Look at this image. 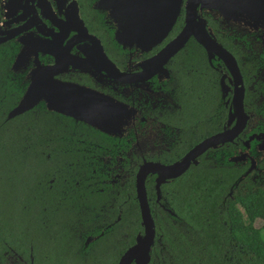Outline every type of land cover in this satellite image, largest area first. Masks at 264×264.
<instances>
[{
	"label": "flooded vegetation",
	"instance_id": "af4514ba",
	"mask_svg": "<svg viewBox=\"0 0 264 264\" xmlns=\"http://www.w3.org/2000/svg\"><path fill=\"white\" fill-rule=\"evenodd\" d=\"M108 1L0 0V123L12 118L7 112L44 66L51 67L38 77L40 83L51 71L49 83L85 87L91 91L88 103L105 97L116 107L106 130L63 103L46 102L45 95L22 112L42 110L50 127L42 135L27 136L32 149L14 152L13 171L30 176L23 193L16 176L11 186L5 185L7 169L0 158V264H117L143 233L135 193L138 167L178 162L218 134L222 139L189 159L179 175L145 174L148 208L152 201L158 218L162 211L178 218L163 202L162 191L180 175L200 169L228 175L229 191L239 187L240 175L264 184V45H259L258 29L251 28L258 21L247 17L240 28H230L200 10L205 28L234 64L189 37L187 51L181 50L185 42L165 62L147 67L143 61L182 27L183 12L181 24L173 28L176 18L166 36L146 50L126 36L118 42ZM75 7L88 34L74 18ZM4 94L16 95L5 111ZM40 141L48 149L34 150ZM20 163L26 167L19 169ZM159 238L154 229L147 262L154 255L159 264Z\"/></svg>",
	"mask_w": 264,
	"mask_h": 264
},
{
	"label": "trees",
	"instance_id": "16d2710c",
	"mask_svg": "<svg viewBox=\"0 0 264 264\" xmlns=\"http://www.w3.org/2000/svg\"><path fill=\"white\" fill-rule=\"evenodd\" d=\"M181 14L182 10L173 28L181 24ZM189 46L187 41L181 50L187 51ZM15 97L4 94L1 108L5 111ZM46 116L42 110L37 114L26 111L0 123V158L7 169L4 183L11 186L16 176L21 193L30 176L22 169L13 171L14 152L32 149L27 136L47 131L50 126ZM46 149L44 142L35 143L34 150ZM18 158L26 161L25 156ZM22 167L26 164L18 165ZM239 179V187L229 191L228 175L219 169L180 175L177 183L162 191L163 202L178 218L164 211L158 218V206L150 201L154 229L157 236L160 234L159 264H264V184L253 182L248 175H240ZM147 196L152 200L153 192L147 190ZM257 242L262 244L260 250ZM151 258L146 264L158 260L154 255Z\"/></svg>",
	"mask_w": 264,
	"mask_h": 264
},
{
	"label": "water",
	"instance_id": "95a60500",
	"mask_svg": "<svg viewBox=\"0 0 264 264\" xmlns=\"http://www.w3.org/2000/svg\"><path fill=\"white\" fill-rule=\"evenodd\" d=\"M108 2L110 3V13L115 17L114 21L118 26V33L116 34L118 42L123 43L126 36L127 40L136 41L146 50L166 36L180 10H182V27L156 53L143 61V64L147 67L150 64L165 62L184 45L189 37H193L207 52H213L221 59L234 64V58L214 40L211 32L205 28V22L198 16V11L204 9V7L212 6L220 11L225 18L233 16L231 20H235L234 23L237 26L245 18L242 14L253 15L256 19L264 21V0H109ZM228 12H234L235 15L228 16ZM74 18L80 24L82 32L88 34L78 17L76 7ZM68 22L73 21L68 18ZM121 35L122 40L120 39ZM98 47L102 58L113 66L105 57L101 47ZM50 67L44 66L35 72L33 83L7 112L6 117L10 118L22 113L30 108L37 101V98H44L43 95H45L46 102L56 106L63 103L66 110L75 114L80 112L81 115H78L80 118L98 129L110 127L111 115L116 111V107H113L107 99L105 100V97H99L98 100L88 103V96L91 91L85 87L67 82L49 83L47 80L50 78L51 71L46 76V83H40L38 77H41L43 72L49 70ZM240 89L241 86L237 90ZM41 92H44V94H40ZM234 98H237L236 91ZM238 108H241V90L238 94ZM55 109L59 108L56 107ZM86 112L93 115L95 120L91 116L84 115ZM221 136L223 137V134L204 139L195 145L180 161L170 165L143 163L138 167L135 174V193L143 233L137 235L135 242L120 255L117 264H129L131 261L134 262L133 264H145L149 259L154 227L143 184L145 174L149 171H156L157 173L159 171L164 177H175L185 169L189 159L207 146L220 141Z\"/></svg>",
	"mask_w": 264,
	"mask_h": 264
},
{
	"label": "rangeland",
	"instance_id": "374dc122",
	"mask_svg": "<svg viewBox=\"0 0 264 264\" xmlns=\"http://www.w3.org/2000/svg\"><path fill=\"white\" fill-rule=\"evenodd\" d=\"M201 10H203L204 12H209L210 13V15L212 16V17H214V18H216V19H218V20H220V21H224V22H226V24H228V26L230 27V28H240L239 26H237L235 23H234V21L235 20H231L232 19V17L233 16H231V17H229V18H225L224 16H222V14H221V12L220 11H218V10H216L215 8H213L212 6H207V7H204V9H201ZM228 14V16L229 15H235V13L234 12H228L227 13ZM243 15V17H245V18H252V19H254V20H257L258 22L256 23L257 25H255V26H253V27H251L252 29H258V32H259V36L261 37L260 39L263 41V42H261L259 45L260 46H263L264 45V21L263 20H260V19H256L253 15H246V14H242ZM246 15V16H245ZM250 28V29H251ZM107 101L108 102H114V101H112L111 99H107ZM77 115H81V113L80 112H77L76 113ZM91 117H92V119H94L95 120V118H94V116L93 115H91ZM113 132V131H112ZM256 247H257V249L258 250H260L261 248H262V244L260 243V242H257L256 243Z\"/></svg>",
	"mask_w": 264,
	"mask_h": 264
}]
</instances>
